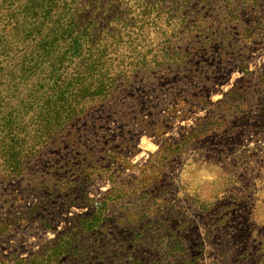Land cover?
Instances as JSON below:
<instances>
[{"label": "trees", "instance_id": "16d2710c", "mask_svg": "<svg viewBox=\"0 0 264 264\" xmlns=\"http://www.w3.org/2000/svg\"><path fill=\"white\" fill-rule=\"evenodd\" d=\"M166 2L176 9L178 6L175 5L180 3L176 0ZM252 2L231 0L228 7L226 4L215 6L214 10H223L215 16L220 21L218 29L210 31L202 24L200 32L203 38L188 43V47L175 45L171 40L163 43V68L157 69V72L161 74L163 71L164 78L168 71V76L175 77L176 82H183L182 86L192 91L188 94L189 102L208 104L203 87L212 85L224 69L246 60L244 54L249 48L241 39H232H236V34L228 30V24L238 28L248 26L257 35L258 29L264 26V0ZM101 4L103 0H0V21L3 23L0 74H7L8 80L20 74L21 82L30 83L33 78L39 82L37 86L28 87L27 84L25 88L29 94L25 99L12 102L10 107L3 101L0 103V239L28 225L37 214L42 216L50 210L42 199L27 206L31 198L46 196L47 206L58 201H67L75 206L86 205L85 187L93 178L105 176L111 170L101 162L110 160L116 165L120 159L124 160L125 155L119 147L110 145L104 159L97 161L99 154L96 148L105 138H91L93 147L86 146L84 141L89 135L79 127L82 120L92 122L96 111L105 110L123 123L125 136L120 141L131 145L139 132L159 137L166 125L172 122L170 116L174 118L179 110L185 113L186 103L171 107L164 100L168 99L166 95L162 98L161 91V104L154 107L148 117L133 105L135 97L124 96L126 90L140 80L147 84L158 81L149 68L151 64L145 62V55L142 54L148 44L140 43L143 40L136 43L130 35L134 28H144L145 18L125 16L115 5L119 4V0H109L107 4L111 9L114 6L112 10L116 15L109 21L113 23L100 27L96 14L87 17L86 12L93 8L96 13ZM147 4L163 5L161 1L150 3L149 0H140L138 7L149 6ZM167 10L174 11L170 7ZM27 25L33 27L29 29ZM46 26H49L47 31ZM12 32L22 34L18 45L8 44L14 38L15 33ZM123 33L124 37L131 39L123 40ZM254 36L252 38L257 39ZM122 46L129 51L124 56L119 54ZM233 46H240L241 49L233 52ZM169 53L178 57L167 60L165 56ZM115 62L118 68L124 66L117 77L112 75ZM68 67H71L69 75L65 74ZM126 67H130L132 74L125 81ZM263 88L264 64L256 71L246 70L244 78L230 94L214 106L208 105V114L199 120L190 134L173 144L161 146L158 162L150 160V166L141 168L138 178L129 182H116L115 175H108L111 188L102 200L94 204L90 213L80 215L53 243L30 257L18 259L14 264H61L63 258L69 257L80 258L86 263L92 260V264H101L102 261L113 264V258H117L113 250L117 233L107 232L106 222L110 224L116 217L117 225L123 224L126 230L135 229L131 220L138 215L133 213L125 198L137 194V203L146 208L149 204L147 188L144 187L147 172L154 168L159 170L156 165L162 166L163 155L191 150L213 134H230L231 116L238 118L248 114L245 106L250 97ZM196 105L190 108H196ZM133 108L135 117L130 112ZM230 137H233L232 132ZM41 163H45L46 168L34 170ZM76 173H81L80 178L72 181L71 177ZM61 175L64 179L59 180ZM18 185L22 188L17 189ZM4 186L6 189L3 190ZM115 206L118 207L117 216L112 213ZM47 220V217L43 218L46 225L49 224ZM124 220L129 221L124 224Z\"/></svg>", "mask_w": 264, "mask_h": 264}, {"label": "rangeland", "instance_id": "374dc122", "mask_svg": "<svg viewBox=\"0 0 264 264\" xmlns=\"http://www.w3.org/2000/svg\"><path fill=\"white\" fill-rule=\"evenodd\" d=\"M139 1L119 0V4L115 5L127 17L145 18L144 28L136 27L130 35L136 43L143 40L140 43L148 44L142 54L145 55V62L151 64L149 68L154 73L153 76L158 77V81L147 84L139 79L133 87L126 90L124 96L135 97L133 105L139 107L145 117H148L153 108L161 104V91L162 98L166 95L165 98L168 99L164 100L171 107L186 103L188 106L184 110L185 113L179 110L174 114V118L170 116L172 122L166 125L159 137L139 132L131 145L122 144L120 141L125 136L123 123L112 118L105 110L96 111L92 122L82 120L79 127L89 135L84 141L86 146L93 147L94 137L105 138L96 148L99 154L97 161L104 159L110 145L119 147L125 155L124 160L120 159L116 165L110 160L101 162L103 166L111 167V170L105 176L93 178L85 187L83 195L87 196L86 205L75 206L67 201H58L47 206L46 196L31 198L26 203L27 206L42 199L45 207L50 210L45 213L47 216L37 214L28 225L25 224L0 239V264H14L18 259L30 257L53 243L80 215L90 213L94 204L104 198L112 185L108 175H115L116 182L137 179L140 169L149 165L150 160L152 163L159 161L162 145L173 144L190 134L197 127L199 120L208 114V105L214 106L230 94L236 84L244 78L246 70L256 71L264 64V26L258 29L256 35L248 26L238 28L228 24V30L236 34V39H232H241L242 43L247 44L249 51L244 54L246 60L224 69L216 76L212 85L203 87L208 104L189 102L188 94L192 91L183 87V82H176L175 77L168 76V71L164 78L163 71L161 74L157 72V69L163 68V43L171 40L175 45L188 47V43L203 38L200 32L203 29L202 24L210 31L217 30L220 21L215 16H218L220 11L223 13V10H214L215 6L226 4L228 7L231 0L220 3H217L219 0H176L180 2L175 5L178 6L177 9L168 6L167 0H149L150 3L161 1L163 5L160 4V7L155 4L138 7ZM247 1L253 3L252 0ZM108 2L109 0H103L96 13L93 8L86 12L87 17L96 14L100 27L113 23L109 21L116 15L112 10L114 6L109 8ZM166 7L174 11H169ZM55 13L56 10L53 11V14ZM2 27L3 23L0 21V33ZM32 27L27 25L29 29ZM48 29L49 26H46V31ZM21 35L19 32L15 33L8 44L18 45ZM253 36L257 39L252 38ZM131 37H124L123 33L122 39L129 40ZM12 47L15 46L10 48ZM214 47L216 48V45ZM239 49L240 46H233V52ZM128 52L126 47L122 46L119 54L124 56ZM165 57L169 60V57L175 58L178 55L169 53ZM122 67L124 66L118 68L115 62L112 75L117 77ZM70 73L71 67H68L65 74ZM124 73L123 79L126 81L132 70L126 67ZM7 77V74H0V103L3 101L9 107L18 99L26 98L29 94L25 88L27 84L30 87L39 83L37 78H33L30 83L21 82L20 74L9 80ZM255 93L245 106L248 114L238 118L231 116L233 119L228 128L233 133L232 138L231 132L228 135L213 134L191 150L173 151L169 155H163L162 166L155 164L159 170L154 168L147 172L144 187L147 188L149 204L147 203L146 208L137 203V194L124 199L138 217L131 220L135 224L133 230H126L123 224L117 225L116 217L112 218L110 224L106 222L108 226L105 230L112 234L117 233L114 234L116 243L113 244L117 258H113V264H264V88ZM193 105H196V108H190ZM130 112L133 113L132 117H135V108ZM45 165L41 163L35 166L34 170H43ZM80 175L81 173H76L71 180H78ZM58 178L64 179L63 175ZM21 188L22 186H17V189ZM112 213L118 215L117 206ZM44 217H47L49 224L44 223ZM127 221L129 220L124 224L128 223ZM106 235L110 239L107 233ZM61 264H92V260L86 263L80 258L69 257L63 258Z\"/></svg>", "mask_w": 264, "mask_h": 264}]
</instances>
